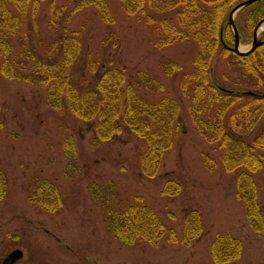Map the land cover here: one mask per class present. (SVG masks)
<instances>
[{
	"label": "rangeland",
	"instance_id": "1",
	"mask_svg": "<svg viewBox=\"0 0 264 264\" xmlns=\"http://www.w3.org/2000/svg\"><path fill=\"white\" fill-rule=\"evenodd\" d=\"M81 1L41 2L35 24L27 15L25 28L12 40L16 61L22 62L19 55L26 49H34L39 59L55 39L74 38L81 49L74 64L79 87L94 81L88 63L96 61L98 74L107 69L123 71L125 85H132L147 103L165 97L180 100L173 144L164 153L156 176L144 178L140 156L146 144L122 120L118 122L120 133L107 142H96V120H80L67 108L54 111L47 104L45 88L7 79L0 72V172L7 180L0 201V264L13 250L22 252L15 264H215L210 246L221 235H230L242 244L240 258L229 264H264V231L257 234L250 228L244 202L237 196L240 171H225L222 150L199 136L188 113L190 101L181 93V76L193 70L199 46L191 39L157 46L161 37L156 28L163 20L175 25L178 9L168 11L167 0H101L108 10L106 18L92 5L77 9ZM52 6L60 9L56 27L52 25ZM248 12L244 9L233 16L237 28L244 26ZM258 31L261 37L263 28ZM248 34L242 38L239 34L240 51L250 46L252 34ZM57 54L58 49L51 52V59ZM261 54L264 56V47ZM9 61L17 65L12 58ZM140 72L163 90L156 93L139 87ZM210 78L225 89L244 90L221 54L211 62ZM261 79L264 83V68ZM250 91L260 94L264 86ZM67 137L73 142L71 153L63 147ZM253 153L262 158L261 168L250 176L264 221V151L255 149ZM204 155L216 164L211 172L203 165ZM41 179L59 189L63 204L54 213L28 201L29 184ZM168 181L180 186L176 196L161 195ZM93 185L110 189L112 202L104 203L103 194H97L95 200ZM136 201L150 207L174 231L176 243L168 242L165 235L155 247L141 241L124 246L109 235L105 208L120 209ZM191 211L198 213L203 234L191 246H184L180 242L182 220Z\"/></svg>",
	"mask_w": 264,
	"mask_h": 264
},
{
	"label": "trees",
	"instance_id": "2",
	"mask_svg": "<svg viewBox=\"0 0 264 264\" xmlns=\"http://www.w3.org/2000/svg\"><path fill=\"white\" fill-rule=\"evenodd\" d=\"M43 1L0 0L1 74L10 80H23L45 88L47 104L54 111L67 108L80 120H96V142H107L120 133L118 122L122 120L130 132L145 142V150L140 156V174L144 178L153 179L164 153L172 147L174 123L179 119L182 108L180 100L165 97L156 103H147L138 97L132 85H125L126 76L123 71L107 69L98 74L100 66L96 61L88 63L94 81L88 87H79L75 80L74 64L81 52L80 44L66 36L50 43L45 57L38 59L34 49H26L19 55L22 62H17L12 40L21 32V28H25L23 20L27 15L35 24V16ZM241 1L244 0H167L168 11L178 9L174 18L175 25L160 21L156 34L161 37V43L157 46L162 48L175 40L188 39L198 44L199 51L192 63L193 70L181 76V93L190 101L188 113L199 136L208 144H218L222 150L225 171H240L237 176V196L244 202L250 228L261 234L264 221L256 203V187L250 173L262 166V158L253 151H264V91L257 94L250 91V88L264 86L261 79L264 68L261 50L264 44L247 55H238L229 49L233 45L234 36L228 25V15L231 6ZM88 5L97 8L107 18L108 10L101 0H82L77 9ZM244 9L249 12L244 19V26L237 28L241 38L247 31L250 37L257 22L264 18V0ZM59 12L60 9L52 6V25L55 27ZM220 33L224 45L220 41ZM261 37L264 40V31ZM57 49L58 54L51 59V52ZM217 54L227 59V65L244 90L231 91L211 81V62ZM9 58L17 65H12ZM171 68L178 70L175 65ZM137 84L150 92L163 90L160 84L142 72L138 74ZM250 92L253 94H248ZM63 147L66 152L74 151L71 137H67ZM203 165L210 172L216 168L215 162L205 155ZM27 190L31 206L48 213H54L62 207L58 187L46 179L32 180ZM6 191L7 180L0 172V201ZM179 191L180 186L176 182L168 181L161 195L176 196ZM91 193L96 196L95 200L103 194L104 203H111L114 196L110 189L98 185H93ZM104 203L101 205L104 206ZM104 225L109 235L124 246L141 241L155 247L165 235L168 242H177L174 231L167 229L150 207L138 201L120 209L107 206ZM181 234L180 242L184 246H191L203 234L196 211L185 214ZM241 250L242 244L238 239L221 235L216 236L211 243L210 256L215 264H229L240 258Z\"/></svg>",
	"mask_w": 264,
	"mask_h": 264
},
{
	"label": "water",
	"instance_id": "3",
	"mask_svg": "<svg viewBox=\"0 0 264 264\" xmlns=\"http://www.w3.org/2000/svg\"><path fill=\"white\" fill-rule=\"evenodd\" d=\"M259 0H245L240 3H238L235 7H233L228 15V23L232 28V31L234 33V46L232 48V51H234L238 55H247L252 53L256 48L263 45L264 42L260 41L258 30L261 28H264V18L261 19L256 26L253 29V37L252 41L250 43V46L245 51H239V35L236 30V27L233 22V16H235L236 13H238L241 9L244 7L250 6L251 4L257 2ZM22 258V252L20 250H13L11 253H9L1 264H15L18 260Z\"/></svg>",
	"mask_w": 264,
	"mask_h": 264
}]
</instances>
